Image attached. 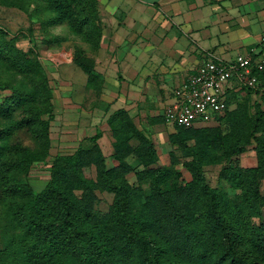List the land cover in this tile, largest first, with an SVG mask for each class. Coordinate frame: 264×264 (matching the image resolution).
<instances>
[{
  "label": "trees",
  "instance_id": "trees-1",
  "mask_svg": "<svg viewBox=\"0 0 264 264\" xmlns=\"http://www.w3.org/2000/svg\"><path fill=\"white\" fill-rule=\"evenodd\" d=\"M42 1L55 13L51 24L66 21L77 33L95 26L97 0ZM0 3L26 13L21 3ZM22 37L23 32L12 34L0 26V62L30 83L28 89L8 83L0 88L11 90L7 95L0 92V118L7 121L17 110L23 112L19 121L0 129V202L7 203L0 264H264V222L255 221L264 208V93L246 87L229 90V109L218 118L219 125L172 128L170 142L190 157L184 162L189 181L173 165L156 166V144L126 109L119 108L108 117L113 125L112 156L118 164L106 166L97 142L102 134L97 133L91 137L92 148L57 156L47 185L36 193L14 176L28 173L34 162L49 155L54 102L39 60L19 46ZM75 57L89 81L95 80L93 61L81 50ZM254 72L264 84V73ZM241 93L247 97L232 109L234 97ZM156 122L165 124L162 113L150 119ZM26 127L37 148L15 145L16 156L3 160L9 138ZM251 144L255 165L227 166L219 173L220 179L241 190L240 200L233 201L225 191L209 186L203 166L237 156ZM129 155L143 168L133 167ZM91 167L94 177L86 171ZM132 177L148 183L147 194L141 185L130 183ZM98 189L113 194L105 213L95 207Z\"/></svg>",
  "mask_w": 264,
  "mask_h": 264
},
{
  "label": "rangeland",
  "instance_id": "rangeland-1",
  "mask_svg": "<svg viewBox=\"0 0 264 264\" xmlns=\"http://www.w3.org/2000/svg\"><path fill=\"white\" fill-rule=\"evenodd\" d=\"M21 3L28 17L27 24L19 16L15 15L16 7L7 5V25H0L12 34L23 32V37L19 41V46L25 50L31 51L39 60L46 75L49 86L53 92V117L49 125L50 150L49 155L37 162H34L26 174H16V181H24L31 185L33 190L38 193L48 183L51 177V167L54 159L60 155L74 153L79 147L86 149L94 146L91 137L101 133L102 137L98 139V144L105 156L106 166L112 167L118 164L113 158V144L109 136L113 125L108 123L109 115L115 111L113 106L114 99H118L123 92L124 84L127 79L123 75L111 73L108 77L102 74L100 65L111 47V28L108 26L116 22L120 16L112 10L111 0H97V19L95 26H86L84 31L77 33L72 30L68 22H59L51 24L55 13L51 11L42 0H13ZM77 9L76 4H74ZM112 49V48H111ZM78 50L83 51L84 55L93 61L94 69L97 72V78L89 81L87 73L76 63L75 55ZM11 86L25 85L30 88L29 80L22 74L15 71L8 64L0 62V88L4 84ZM117 83L120 85L118 86ZM125 85V84H124ZM135 89V88H134ZM136 90V89H135ZM2 95L10 94L11 90L3 91ZM145 94L148 98L140 101L139 106L127 110L136 123V125L156 144L159 153V160L156 166L173 165L186 181L191 179V174L186 170L184 162L190 159L183 150L173 145L169 140L172 133V127L161 122L150 123V119L163 112L165 97L160 101H153L155 97L161 98L162 94L157 89L147 90ZM247 97L244 93L237 94L233 99L234 109L238 103L244 101ZM115 105V104H114ZM125 109V108H124ZM23 116L22 110H17L12 119L0 118V129L10 126L12 122L19 121ZM48 114L45 118H48ZM220 122L211 124L219 125ZM227 126V125H226ZM226 126L221 127L223 131ZM204 127V126H203ZM136 145L135 141L131 142ZM19 145L34 150L37 148V141L33 136L31 129L22 128L14 132L7 141L6 151H4L3 160H8L15 155L13 146ZM191 147L194 141L189 142ZM255 144L249 145L246 150L231 158L224 159L218 164H206L203 166V173L206 182L213 188H219L225 191L231 200L239 201L241 190L232 188L226 181L219 178L222 168L227 166H239L248 168L256 164ZM127 160L137 169L143 167L133 155H129ZM93 177L95 168L86 169ZM12 182V181H11ZM130 183L137 187L141 185L144 194L149 191L147 182L139 183L134 177ZM260 191L264 196V180L261 181ZM98 201L96 209L101 213L109 210L113 202V194L96 190ZM144 198V195L142 196ZM142 198V199H143ZM7 212V203L0 202V248L3 243L5 228L7 230V221L5 219ZM257 223L264 222V208L262 216L256 218ZM15 230H11L13 232Z\"/></svg>",
  "mask_w": 264,
  "mask_h": 264
},
{
  "label": "crops",
  "instance_id": "crops-1",
  "mask_svg": "<svg viewBox=\"0 0 264 264\" xmlns=\"http://www.w3.org/2000/svg\"><path fill=\"white\" fill-rule=\"evenodd\" d=\"M111 7L120 16L108 25L112 42L100 69L127 79L114 110L139 106L146 89H157L162 96L152 100L165 97L166 106L210 55L231 61L240 54L259 57L264 49V0H111ZM13 13L27 24L24 11ZM5 24L7 6L0 3Z\"/></svg>",
  "mask_w": 264,
  "mask_h": 264
},
{
  "label": "built area",
  "instance_id": "built-area-1",
  "mask_svg": "<svg viewBox=\"0 0 264 264\" xmlns=\"http://www.w3.org/2000/svg\"><path fill=\"white\" fill-rule=\"evenodd\" d=\"M261 43L264 47V35ZM254 70L264 73V49L259 57L240 54L231 61L210 55L173 91L162 112L165 124L174 128L217 123L229 109V90L237 86L264 93V84Z\"/></svg>",
  "mask_w": 264,
  "mask_h": 264
}]
</instances>
